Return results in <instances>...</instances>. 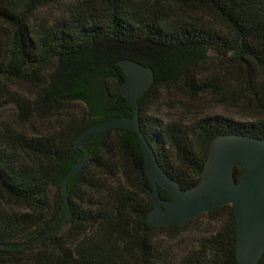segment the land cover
Listing matches in <instances>:
<instances>
[{"label":"trees","instance_id":"1","mask_svg":"<svg viewBox=\"0 0 264 264\" xmlns=\"http://www.w3.org/2000/svg\"><path fill=\"white\" fill-rule=\"evenodd\" d=\"M48 2L0 0V20L12 31L0 44V81L22 83L30 97L15 98L23 125L0 124V195L24 208L0 203V264H243L232 203L175 226L149 223L151 182L139 175L145 158L130 128L84 138L91 156L69 180L63 230L23 249L4 247L25 245L60 226L63 179L86 154L75 147L77 138L103 121L133 116V105L120 94L123 59L154 69L155 82L140 97L141 128L161 166L184 189L201 181L215 137L264 138V91L257 87L264 88V0H73L53 23L34 24ZM217 65L233 67L246 93L259 98L252 118L214 114L187 124L150 113L173 88L236 94L208 77ZM33 118L54 122L32 131ZM243 172L239 163L238 180ZM161 196L173 198L163 187ZM202 217L215 226L185 253L164 240Z\"/></svg>","mask_w":264,"mask_h":264},{"label":"water","instance_id":"2","mask_svg":"<svg viewBox=\"0 0 264 264\" xmlns=\"http://www.w3.org/2000/svg\"><path fill=\"white\" fill-rule=\"evenodd\" d=\"M120 63L126 75L120 94L133 105V116L103 121L85 129L77 138L75 147L83 148L86 154L63 179L66 215L60 226L25 245L2 246L23 249L63 230L70 215L69 180L86 165L91 156L84 138L107 129L130 128L139 134L145 158V169L140 168L139 175L143 183L147 178L151 182L147 190L154 204L148 215L149 223L154 226H175L203 212L232 203L237 214V257L243 264H259L264 255V138L239 134L215 137L211 142L201 181L192 188L184 189L161 166L153 146L141 128L140 97L154 84V69L131 59H123ZM239 163L244 166L240 180L235 173V167ZM161 187L168 190L173 198H162Z\"/></svg>","mask_w":264,"mask_h":264},{"label":"rangeland","instance_id":"3","mask_svg":"<svg viewBox=\"0 0 264 264\" xmlns=\"http://www.w3.org/2000/svg\"><path fill=\"white\" fill-rule=\"evenodd\" d=\"M73 0H49L48 4L42 6L33 18L34 24L53 23L58 17L67 12L70 3ZM11 28L0 20V44L3 45L11 36ZM209 78L216 81L218 77L221 81L220 85H229L236 94H228L225 97L213 92L202 95H194L179 88L164 90L160 99L152 105L151 114L158 115L164 121H181L184 123H192L196 119L214 114H223L235 119H250L260 110V100L257 96L246 93V81L236 76L233 67L226 68L224 65H217ZM260 79H263L261 77ZM228 80V82H227ZM264 91L263 85L257 86ZM0 124L13 123L23 125V117L21 110L15 98L30 100L26 94L24 85L20 82H4L0 81ZM224 97V99H223ZM256 112V113H255ZM54 121L39 120L33 118L29 125L32 131H40L48 129ZM0 203L7 207L22 211L23 207L19 204L0 195ZM205 217L193 220L187 226V229L181 230L174 238L165 237L164 240L170 241L173 250L176 253H185L196 244L201 236L206 234L208 228H213L215 224L210 225Z\"/></svg>","mask_w":264,"mask_h":264}]
</instances>
